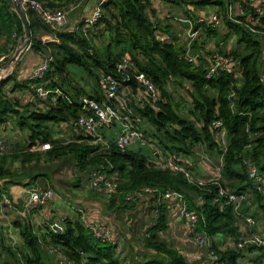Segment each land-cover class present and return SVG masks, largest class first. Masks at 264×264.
<instances>
[{
	"label": "trees",
	"instance_id": "obj_1",
	"mask_svg": "<svg viewBox=\"0 0 264 264\" xmlns=\"http://www.w3.org/2000/svg\"><path fill=\"white\" fill-rule=\"evenodd\" d=\"M37 1L68 13L88 0ZM175 3L179 7L186 5L185 0ZM190 4L198 9L208 5L225 9L222 0L215 3L201 0ZM103 10L101 19L86 33L80 26L73 30L53 29L44 24L35 12H28L32 33L30 49L45 57L52 55L44 82L49 89L59 88L62 95H58L54 102L36 99L37 105L22 103L15 92L31 90L32 82L16 81L15 72L0 85V129L12 125L28 133L26 150L0 155V185L7 191L15 185L34 186L39 177L49 179L53 175L50 169L53 163L69 159L79 171L89 174L88 182L95 169H104L109 176L115 175L119 182L117 194L109 196L93 191L108 196L112 203L122 201L126 208L133 204L125 201L127 195L144 186L169 189L182 195L190 210L200 218L199 231L206 232L217 255L228 264H240L241 254L247 249L263 252L253 246L239 249L238 244L246 237L241 233L239 213L258 221L260 219L258 213H248V202H256L258 210L264 214L263 199L253 191L246 170V161L251 160L264 174V39H259L246 26L226 20L230 33L224 39L237 37L238 50L231 54L240 64L242 75L236 80L223 72L207 80L206 60H188L185 47H178L179 41L171 25L164 17L158 16V10L150 0H108ZM185 12L187 16L195 17ZM261 23L264 25V19ZM256 29L264 31L261 27ZM206 31L208 38H220L217 30L210 28ZM18 33L23 34L20 18L9 9L5 0H0V56L15 52ZM164 34L169 41L161 40ZM49 35L55 40H41L42 36ZM126 54L131 57L132 67L147 75L157 87L158 99L144 97L142 88L135 82L134 69H119L118 65ZM69 65L83 69L88 79L75 78L68 69ZM108 74L113 75L123 87H128L134 95L143 97L142 102L137 104L131 96L133 113L130 117V124L140 130L143 138L154 144L163 156L172 158L193 174L197 164L193 165L196 158L194 150L202 146L205 153L221 160L220 177L217 179L219 185L201 188L191 184L182 174H174L157 165L151 156L133 150L122 152L114 139L98 143L97 137L86 134L84 130L80 132L76 129L79 135L73 136L69 142H60L53 127L67 125L74 128L82 111L81 97L86 96L98 103L106 102V87L102 78ZM12 80L14 84L9 87ZM81 80L93 82L97 88L91 87L87 91L80 85ZM180 87L186 91L189 101L185 111L181 104H174L173 89ZM113 106L119 109L118 101H113ZM186 110L188 113L184 114ZM215 121L221 122L227 133L229 145L225 150L215 139ZM37 143L49 144L51 149L32 152ZM19 160L22 172L15 168V162ZM33 162L34 167L30 166ZM80 182L77 179V183ZM220 187L236 194L248 192L250 199L238 210L234 205L215 204ZM162 207L157 224L148 231L150 237L143 254L133 255L131 264H187L179 250L159 239V235L168 228V219ZM63 222L65 231L61 234L51 226L36 229L28 219H16L12 228L21 243L14 245L9 230L0 223V264H54L48 249L58 250L76 264H125L118 257V246L94 238L76 213ZM216 237L232 239L234 247L226 252L219 251Z\"/></svg>",
	"mask_w": 264,
	"mask_h": 264
},
{
	"label": "built area",
	"instance_id": "obj_2",
	"mask_svg": "<svg viewBox=\"0 0 264 264\" xmlns=\"http://www.w3.org/2000/svg\"><path fill=\"white\" fill-rule=\"evenodd\" d=\"M20 3L24 8L25 12H35L44 24L50 26L53 29H63L67 23V12L53 9L40 3L37 0H15ZM151 3H167L172 9L166 11L164 18L168 21H172L179 24H185L188 27L186 38L183 40L185 46L186 56L189 61H196L202 58L201 53H193V45L197 40L202 37V34L206 33L208 29L218 30L221 28V24L226 23V20L236 24L244 25L257 37L264 39V31L256 29L261 27L264 29L261 21L264 19V0H222L225 4V9L220 8L217 5H211L219 8V11L215 13H203L198 17H190L186 14L180 16L173 11V7L177 4V0H150ZM181 1V0H178ZM201 1V0H194ZM211 2H217L221 0H209ZM108 0H98L93 8L92 14L79 23L77 26L81 27L85 33L89 28L95 26L104 14L103 5ZM79 6V5H78ZM77 6V7H78ZM155 7V6H154ZM55 39L53 38L52 41ZM162 41H169L168 37L161 38ZM27 50H30L28 48ZM14 54V53H13ZM2 55L0 56V67L5 65L13 55ZM52 61V55H47L42 62L33 69L29 81L32 82L31 88L34 89L36 98L41 102L55 101L58 95H62V91L59 88L49 89L47 84L44 82L49 72V65ZM131 57L129 54L122 59V62L118 65L120 70L129 71L134 69L132 67ZM135 82L143 90L144 97L150 96L153 100L159 98L157 87L154 86L150 78L138 72L134 69ZM226 73L236 80H239L242 75V68L238 64L237 59L233 54H220L217 49H213V52L208 55V67L205 78L207 80L212 79L219 73ZM9 75L8 72L2 73L1 77ZM264 81V74H263ZM102 82L106 87V102L98 103L97 101L83 96L80 98V105L82 107L81 114L75 124V126L83 129L88 134H97L100 129L112 126L113 124L119 125L120 133L116 139V144L122 152H126L133 145V143L139 142L142 146H147L146 140H144L139 129L134 128L130 124V117L133 113L131 105V96L137 104L142 102L143 97L134 95L129 88L123 87L119 81L111 74H108L102 78ZM113 101H118L119 109L113 106ZM142 105V103H141ZM215 130V139L220 144L221 148L225 150L229 145L227 139V133L223 129L221 122L215 121L213 124ZM150 144V143H149ZM154 145V144H152ZM155 146V145H154ZM156 147V146H155ZM9 142L0 135V155H5L10 152ZM49 144H39L33 146V151H47L50 150ZM156 154H161L160 150H155ZM160 166L169 169L174 174H182L186 180L191 184L197 185L201 188L207 187L208 185H219V180L215 178H200L194 176V174L181 167L172 158H166L164 163ZM246 170L248 179L253 184V191L258 194L264 202V174L259 172L256 164L251 161H246ZM90 187L91 190L101 191L106 195L111 196L117 194L119 189V182H117L115 175H107L104 169H95L91 172L90 176ZM250 193L236 194L229 189L220 187L218 197L215 200V204L221 203L222 205H234L236 210L245 202L250 199ZM19 198L22 202L23 208L13 201L9 192L0 185V222L11 221L17 214L21 216H32L36 211L49 207L53 204L55 199H59L56 190L50 186L42 187L38 184L34 186L22 187L19 191ZM171 198L181 200V206L178 212V216L187 224L188 236L192 238L195 244L206 251L208 258L211 260V264H228L220 256L217 255L216 250L213 248L212 239L206 234V232L199 231L200 218L199 216L190 210L189 206L183 200L182 195L173 192L171 190H162L157 187L144 186L138 190L127 195L125 201L129 204L138 202V200H144L148 203H153V215L158 220L160 215V208L164 203H168ZM155 200V201H152ZM76 214L83 216V209L77 207L75 209ZM70 217L69 215H60L59 218L52 219L50 224L51 228L61 234L64 233L63 221ZM248 228L250 231L256 226L257 221L253 217L246 218ZM91 235L103 242L109 244H118V240L113 236L111 229L101 222H94L91 225H87ZM246 237L238 244L239 249H247L249 246L261 249L264 252V232H247ZM188 237V238H189ZM58 250H52L51 253L55 254ZM60 253V252H58ZM66 264H76L68 260L62 253L60 254Z\"/></svg>",
	"mask_w": 264,
	"mask_h": 264
},
{
	"label": "crops",
	"instance_id": "obj_3",
	"mask_svg": "<svg viewBox=\"0 0 264 264\" xmlns=\"http://www.w3.org/2000/svg\"><path fill=\"white\" fill-rule=\"evenodd\" d=\"M97 2H98V0H88L86 3L79 5L78 7L76 6V7H73L72 9H70L68 11V14H67V23H66L64 29H68V28L71 30L75 29L77 27V25L79 23H81L82 20L87 19V17H89L92 14V12H93L92 10H93V8ZM190 3L186 2V5L184 6L186 9H182V10L178 5H176L175 7H173V11L176 14H179L180 16H183V14H187L185 11H187L188 13L189 12L191 13V10H193V8L190 7V5H191ZM154 6L158 10V16L163 17L162 13H161V9L158 6V4H154ZM191 6H193V5H191ZM212 7H214L215 10L207 11V9H206L205 12L215 13V12L219 11L218 7H215V6H212ZM205 12H202V13H205ZM190 13H189V15L192 14V13L191 14ZM167 24L171 25V28L173 29L172 32L178 38V41H179L178 35L179 36L185 35L184 39L186 38V34L188 32L187 31L188 27L185 24H179V23H175V22H172V23L167 22ZM223 29H227L228 33H222ZM181 31H183V33ZM217 31H218V35L220 37L219 38L220 41L212 39V38H208L207 37L208 35L206 33H204V34H202V37H200L197 40V42L193 45L194 46L193 47V53H198V52L201 53L202 54L201 59L206 60L207 64H208V55L213 52V49H217L220 52V54H222V53L223 54H231V53L235 52L236 50H238V46H235V48H233V46L228 43V41H230L233 38H235V40H236V36H232L228 40L224 39V37L230 33V30H229L228 26H226V23L221 24V28H219ZM19 35H20V33H18V39H19ZM164 37H168V36L166 34H164ZM164 37L162 36L160 38H164ZM53 38L54 37L52 35L42 36L41 40L43 42H47L49 40H52ZM44 58H45V56H43L42 54L37 53L31 49L26 50L23 57L18 61V63L12 69V72L13 73L15 72L16 81H18L20 83L29 82V78L31 76V73L33 72V69L36 66H38ZM68 69H70L74 75H77L78 77H80V79L81 78L82 79H88L87 75L83 69L77 68L76 66H73V65H69ZM13 84H14V81L12 80V82L9 84V87H12ZM91 87L97 88V87H95V84L93 82H91ZM15 96L22 103H33V104L37 105L36 94L32 89L31 90H29V89L17 90L15 92ZM63 126L72 130V132L70 131L71 135H72L71 138L73 136L79 135L77 130L80 132L83 130L77 126H74V128L69 127L67 125H63ZM9 127H10V125L0 129V135L3 136L4 138H7L8 140H9V134L11 133V132H9L10 131L9 129L11 127L10 128ZM119 133H120L119 125L113 124L112 126L100 129L97 134H93V135L98 138L97 141H100L101 143H105L109 139L116 140L118 138ZM13 135L16 136V132H14ZM15 136H14V138H16ZM146 142L148 144L147 146H142V144L139 142L133 143V145L129 148V150H133L136 152H142L146 156H151L152 161L155 162L157 165H161L162 163H164V160L166 159V157L163 156L162 153L156 154L155 150H158V148L155 147L154 145H152L149 141H146ZM9 144L11 147L12 143H9ZM11 149H13V148H11ZM204 167H205V164H204ZM77 170L79 171L78 168H77ZM78 173L84 175V177H83L84 178L83 180H85L84 183L85 182L89 183L88 182L89 174L87 175L85 173H82L81 171H79ZM209 176H211L212 178L218 179L220 177V168L218 167V175H216V176L209 175ZM79 180H81V179H79ZM83 180H82L81 185H80V183H77V180H76L77 187H79V188L82 187ZM45 183H46V180L44 179V180H39L35 184L45 185ZM21 188L22 187H20L19 185L12 186L10 189V194H11L13 201L16 202L22 209L23 204L19 198V191ZM89 192H91V191H89ZM59 195H60L61 199H55L51 206L36 211L35 214H33L32 216H21L20 214H17L16 217H14L11 222L16 221V219H28L33 224L34 228L45 229V228L50 226V224H51L50 221L54 218V216H56V213L60 212V215L67 214L70 217H73L75 215V213H73V215L69 214L68 212H70V209H69V207H66L65 205L66 204L68 205V201L71 203H75V204H77L78 207L83 208V211H84L83 216H81V214L78 216L81 218V221L84 223L85 226L91 225L94 222H101L111 229L113 236L116 238V240H118V244H117V246H118V249H117L118 257H119V259L124 261L125 264H131V262H132V256H133L134 252L132 251L133 248H129V247L132 246L133 242L131 239L132 236H129V232L124 233L127 236L126 239H123L122 237L121 238L118 237V232H119L120 228H119L117 221L115 220L117 218L116 216L118 215V212H126V211L132 209V210L137 212V214L140 216L141 220L142 219L147 220L146 221L147 225H149L151 222L150 226L147 228L148 230H146V233L144 235H140V236H144L140 239L145 240L144 241L145 243L148 240V238L150 237V234L148 231L150 230V228L152 226L156 225L158 222V220H156L154 218L153 210L150 211V213L147 210L148 207H151V208L153 207L150 205V203H152V202H150V203L144 202V201L140 202V203L135 202V203L131 204L129 208H126L122 201H115V203H112L109 201L108 196L105 197V199L107 200V201H105L104 199L101 198V197H104L105 195L100 194V193L95 192V191H92L91 196H89L85 199H83V198H80V199H75V198L72 199L71 198L70 199L69 195H61V194H59ZM142 204H146L145 208H143L144 206ZM61 205H63L64 207H62ZM162 206L161 207L164 208V211L166 214V219H168V226H167L168 228L166 231L162 232L159 235V239L162 238L163 234L171 233L172 238L176 239V242H175L176 247L174 245H169L165 241H163V242L166 245H168L169 247L179 250V252L183 255V257H185L187 264H211V260H210V258H208L206 251L203 250L202 248L198 247L195 244V242H193L191 240V238L188 236L187 224L182 219H180L178 216V212H179V209L181 206V200H177L176 198H171L168 203H164ZM248 206L250 207V210L248 211V213H258L259 217H260L259 221L256 220L257 224L253 229L259 233L264 232V214H262V211L258 210V205L256 202H254V204H253L249 201ZM160 211H161V209H160ZM147 214H148V217L152 218V219H148L147 217L142 218L143 215L146 216ZM239 215L241 217V220L239 223L241 233H242V235H246V233L249 230L246 218L249 216H244L240 213H239ZM0 223L5 225V226H6V224H10L8 221H4V222H0ZM215 242H216V245L218 247V250L221 252H226L227 249H231L234 247V242L230 238L226 239L223 237H216ZM145 243L143 245L144 247H145ZM127 247L129 249H127ZM144 247L140 246V248H142L141 252H138L136 254H138V255H140V253L143 254L144 249H145ZM124 248H125V250H124ZM52 250L53 249H48L49 254L52 255L54 264H66L60 255L61 253H58L59 252L58 251V252H55V254H53V253H51ZM121 252H123V253H121ZM240 264H264V253L260 252L258 250L250 251L249 249H247V251H243V253L241 254Z\"/></svg>",
	"mask_w": 264,
	"mask_h": 264
},
{
	"label": "rangeland",
	"instance_id": "obj_4",
	"mask_svg": "<svg viewBox=\"0 0 264 264\" xmlns=\"http://www.w3.org/2000/svg\"><path fill=\"white\" fill-rule=\"evenodd\" d=\"M185 1L187 3L194 2V0H185ZM158 6L161 9V13H162L163 17L165 16L166 11H168L169 9H172L167 3H162V4L158 3ZM190 7L193 8V10H191V13L195 17L201 16L203 14L202 12H205L206 9H207V11L215 10L214 7L209 6V5L202 7L200 9L195 8L191 5H190ZM180 8H181V10L186 9L184 6H182ZM168 22L172 23V21H170V20H168ZM181 32L183 33V31H181ZM222 33H228V30L223 29ZM178 37H179L178 47L181 49H184L183 40H184L185 35L184 36L178 35ZM218 41H220V40L218 39ZM228 43L230 45H232L233 48H235V46H238V45H236L237 37H236V40H235V38H233L230 41H228ZM77 68H79V67H77ZM8 73H10V72H8ZM74 77L77 79H80V77H78L77 75H74ZM80 83H81L80 85L85 87L87 91L90 90L89 89V88H91V82L90 81H89V83H87L85 80H81ZM173 94H174V98H175L174 104L176 106H179V104H181L180 107L185 111V109H187V107L189 105L188 104L189 101L187 100L188 97H187L186 91L182 87H180V88H178V90L173 89ZM187 113L188 112L186 110V112L184 114H187ZM143 125L144 124H142V126ZM10 127H9L10 128L9 132H11V133L9 134V140L8 141H9V143H12L11 148H13V149H10V152H12L14 150H17L19 152L26 150L27 149L26 136L28 135V133L23 132L17 128H14L12 125H10ZM145 127H147V125H145ZM53 129L55 130L56 138L58 140H60V142L66 143V142H69L71 140L70 138L72 136L71 135L72 130L68 129L67 127H65L63 125H60L59 127H53ZM14 132H16V136L13 135ZM14 136L16 138H14ZM97 142L100 143V141H97ZM194 151L196 153V158H195V160L193 159V165H195L194 163H197L196 164V171H193L194 174H196V176L200 177V178H206V176H209V175H212V176L218 175V167L220 168L219 163L221 164V160L219 158H216V157L213 158V156H210L209 154L205 153V149L200 145L197 146ZM20 163H21L20 160L15 162V166H16L15 168L22 172V170H21L22 166ZM41 163L44 164V160H41ZM204 164H205V167H204ZM30 166L34 167V162ZM180 166L183 167L182 165H180ZM183 168H185V167H183ZM46 169L47 168H45L44 172H46ZM50 169H52L51 173H53V175L49 176V179H46L45 177H39L38 180L35 181V183H37L39 180L45 179L46 180L45 185H40V186H42V187L50 186V187L54 188L56 190L58 196H59V199H61L59 194L69 195L70 199L71 198L72 199L73 198L85 199V198L91 196V192L93 190H91L90 184L86 183V182L84 183V181H85V180H83L84 175L78 173L79 171L75 167V164H73V161H71L69 159L66 161L60 160V161H58L57 164L53 163ZM77 179H81L80 185H81L82 180H83L82 187H80V188L77 187V183H76ZM35 183H34V185H35ZM19 186L22 187L21 185H19ZM10 189H11V187H10ZM89 191H91V192H89ZM8 192H9V195L11 196L10 190H8ZM101 198L104 199L105 201H107L105 199V197H101ZM143 201L138 200L139 203L143 202ZM144 202H146V201H144ZM142 205L144 206L143 208H145L146 204H142ZM150 205H151V203H150ZM61 206L64 207L63 205H61ZM65 206L69 207V209H70V212H68L69 214L73 215V213H76L75 208L78 207L77 204L71 203L68 201V205L66 204ZM147 210L150 213V211H152V208L148 207ZM63 215H67V214H63ZM59 216H60V212L56 213V216H54V218H59ZM116 217L117 218L115 220L117 221L119 228H120L119 232H118V237H120V238L122 237L123 239H126L127 236L124 233L129 232V236H132L131 239L133 242L132 246L129 248H133V250H132L134 252L133 255H135L138 252H141L142 248H140V246L144 247L143 245L145 243L144 242L145 240L140 239V238L144 237V236H140V235H144L146 233V230H148L147 228L150 226L151 222L149 225H147L146 224L147 220H144V219L141 220L140 216L137 214V212L132 210V209L128 210L126 212H118V215ZM144 217H147L148 219H152V218L148 217V214L146 216L143 215L142 218H144ZM54 218H53V220H54ZM50 222L52 223V221H50ZM12 225L13 224H6V226L4 225V227H6V229L9 230L10 240L13 243V245L17 244V243H21L18 235L14 232ZM160 239L162 241H165L169 245H174V246L176 245L175 244L176 239L172 238L171 233L163 234L162 238H160ZM191 240L194 242V240L192 238H191ZM129 248L127 247V249H129ZM124 250H125V248H124ZM121 253H123V252H121Z\"/></svg>",
	"mask_w": 264,
	"mask_h": 264
},
{
	"label": "water",
	"instance_id": "obj_5",
	"mask_svg": "<svg viewBox=\"0 0 264 264\" xmlns=\"http://www.w3.org/2000/svg\"><path fill=\"white\" fill-rule=\"evenodd\" d=\"M9 6V9L17 14V16L20 18L22 23V33L19 35V39L17 42V45L15 47V52L11 56V59L0 67V85H2L11 75H12V69L15 67V65L18 63V61L23 57L26 50L30 48L31 45V36L32 33L30 31V25L28 21V12H25L22 5L15 0H5ZM10 72L9 75L6 77H1L2 73Z\"/></svg>",
	"mask_w": 264,
	"mask_h": 264
}]
</instances>
